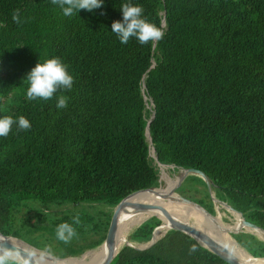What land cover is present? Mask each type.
<instances>
[{"label": "trees", "instance_id": "trees-1", "mask_svg": "<svg viewBox=\"0 0 264 264\" xmlns=\"http://www.w3.org/2000/svg\"><path fill=\"white\" fill-rule=\"evenodd\" d=\"M123 3L142 6L163 38L121 44L111 24L122 21ZM17 10L19 25L12 20ZM0 25V117L23 115L31 124L25 131L14 124L0 137L2 235L25 241L31 231L68 222L78 235L56 257L96 247L111 212L75 207L112 208L128 193L157 185L150 147L160 164L203 172L215 198L264 229V0H103L101 8L72 17L52 0H0ZM51 57L67 66L72 89L29 101L26 75ZM59 95L69 98L67 108H56ZM185 180L193 185L187 191L199 185L202 195L184 198L213 214L204 182L195 175ZM35 201L44 209L72 207L59 217L33 209L37 218L27 224L17 213ZM166 222L161 214L148 217L127 238L146 242ZM88 234L95 237L73 243ZM231 236L264 258L263 241L246 232ZM109 264L230 263L167 230L144 249L121 246Z\"/></svg>", "mask_w": 264, "mask_h": 264}, {"label": "clouds", "instance_id": "clouds-1", "mask_svg": "<svg viewBox=\"0 0 264 264\" xmlns=\"http://www.w3.org/2000/svg\"><path fill=\"white\" fill-rule=\"evenodd\" d=\"M52 2L60 6L65 17H72L81 9L91 12L96 8H101L103 4V0H52ZM120 9L122 21H113L111 31L116 34L121 44H127L133 38L141 45L158 42L163 38L164 32L143 18L144 9L142 6L123 3ZM12 20L18 25L21 24L18 10L13 13ZM2 26L0 25V27ZM25 79L28 84L26 98L29 101L50 100L58 90L61 92L70 91L74 83V77L59 57L48 58L42 63L38 62L27 73ZM68 99L66 95H59L56 108H67ZM14 124L17 125L19 131H25L31 127L30 121L23 115L16 119L12 116H3L0 117V137H7ZM73 223L80 224L78 216L73 218ZM77 235L73 224L68 222L58 224L55 230V238L64 244L71 243ZM193 250L195 249L193 248ZM47 251L51 252L50 249ZM44 258V253H37L34 249L21 248L12 244L9 246L8 239L0 237V264H41Z\"/></svg>", "mask_w": 264, "mask_h": 264}, {"label": "water", "instance_id": "water-1", "mask_svg": "<svg viewBox=\"0 0 264 264\" xmlns=\"http://www.w3.org/2000/svg\"><path fill=\"white\" fill-rule=\"evenodd\" d=\"M162 24H163V20H162ZM145 105H146V107H148V104H145ZM152 116H153V114L151 112V114L149 115V118L147 120V123L145 125V129H144V135H145V139H146L148 145L150 144V138H149V135H148V122L150 121ZM150 148H151V152L152 153L149 154V149H148L147 156L150 155L153 161H155L157 164H160V163H158L156 161V157H155L153 148L152 147H150ZM182 171H183V174L177 179V182L172 186L171 192L175 193L174 190L179 186V184L182 182V180L187 175H195V176L199 177L204 182L205 188H206V190L208 192L209 198L212 201V204L214 202H218V203L222 204V206L226 207L227 209H229V210H231V211H233V212H235L236 214L239 215V222H238L237 228L234 229V230H228V235L231 238H232L231 234L238 233L239 231H241V229H244V232L249 233V234H251L253 236H255V235L249 229H259V230L264 232V229H262L261 227L244 220L243 217L241 216L240 212L232 209L225 202L220 201L217 198H215L212 195L213 193L211 194V192H212V190L210 188L211 182H210V180L206 177V175L203 172H201L199 170H196V169H192V168L182 169ZM157 188L158 187H156V186H150V187H147V188L134 190V191L128 193L127 195H125L124 197H122L112 207L109 224H108L107 230L105 232V237L102 240V242L100 243V244H103V246H104L105 254L101 258V260L98 262V264H109V262L112 260V258L117 253V251L120 249V247H119L118 250H115L114 241H115V237H116V234H117V231H118L117 230V225H118L119 215H120L121 211H123L125 209L126 206H128L132 210V212H134V211L153 210V209L157 210V211L160 212V214L167 221V223L169 225L167 230H178V231H181V232L187 234L190 238H192L200 246L204 247L209 252L219 256L220 258H222L223 260H225L226 262H228L230 264H243L240 261H238L232 255V253L219 240L215 239L214 237L210 236L205 231H203L201 229L200 225L197 224V226H194L193 224L189 223L187 221V217L185 219H181L179 217H176L175 215L171 214V212H170L171 210L163 208L162 206H156L154 204H145V203H130V202L127 201V199L129 197H131L132 195H134V194H136L138 192L153 191V190H155ZM160 197L162 199L166 200L167 202H179V203H183V204H187V205L193 206V207L197 208L200 212H202L205 216L209 217L213 221H214V217H216L213 214H210L209 212H207L200 205L196 204L195 202H193L191 200H188V199L184 198L181 195L175 194V196H170L169 194H165V195H161ZM155 217H157V216H155ZM139 224H137V225H139ZM156 228H154L152 230L149 240L146 241L145 247H135L128 240L124 241V245L128 246V247H131V248H134V249H144V248L150 246L153 242H155L158 239V238L157 239H153V232L155 231ZM164 233L161 236H163ZM0 237H9V236H5V235H2L0 233ZM257 239L264 242V240H262V239H259V238H257ZM18 240H20V239H18ZM232 240L235 242V240L233 238H232ZM20 241L25 243L27 246L33 248L34 250L38 251L37 253H44L45 259H47V260L58 261V260L66 259V258H71V257L59 258V257H56V256L48 253V252H43V251H41V249L32 247L31 245L27 244L26 242H24L22 240H20ZM100 244H98V245H100ZM9 246H11V244H9ZM251 258L254 259V260H259V261L264 260V258H254L252 256H251Z\"/></svg>", "mask_w": 264, "mask_h": 264}, {"label": "bare ground", "instance_id": "bare-ground-1", "mask_svg": "<svg viewBox=\"0 0 264 264\" xmlns=\"http://www.w3.org/2000/svg\"><path fill=\"white\" fill-rule=\"evenodd\" d=\"M183 171L180 172L181 176ZM179 178V177H178ZM164 188H157L153 191H143L138 192L127 199L130 203H145V204H154L156 206H162L163 208L171 210V214L179 217L181 219H185L188 216H193L195 219V223L201 226V229L205 231L210 236L219 240L231 253L232 255L243 264H262L258 260H254L251 256L246 253L244 249H242L238 244H236L232 238L228 235V230H234L232 226L223 224L218 218V216L214 217V221L209 217L205 216L202 212H200L197 208L179 203V202H167L162 199L160 196L169 194L170 196H175V193L171 192L172 186L174 185V181L171 179H163ZM172 203V204H170ZM229 214L234 219L235 223L238 225L239 215L235 212L227 209ZM126 206L123 211H121L119 215L118 225H117V234L114 241L115 250H118L119 247L124 245V241L128 240L127 235L125 234L127 231L136 226L141 221L146 218L160 214L157 210H145V211H134ZM150 212V213H149ZM156 212V213H155ZM149 213V214H148ZM155 213V214H153ZM166 229L159 235L155 236L153 239L159 238L167 229L168 223L166 222ZM257 238L264 240V232L259 229H249ZM9 241V244L16 245L21 248H31L27 246L25 243L21 242L17 238L14 237H6ZM33 249V248H31ZM38 252V251H37ZM105 250L103 244L98 245L97 248L88 250L84 252L82 255L78 257L66 258L58 261H51L44 258L41 264H98L101 258L104 256Z\"/></svg>", "mask_w": 264, "mask_h": 264}, {"label": "rangeland", "instance_id": "rangeland-1", "mask_svg": "<svg viewBox=\"0 0 264 264\" xmlns=\"http://www.w3.org/2000/svg\"><path fill=\"white\" fill-rule=\"evenodd\" d=\"M17 86H18V84H17ZM148 158L151 159L150 164L156 172V176H157V185H155L156 187L164 188V183H163V179H162L163 173L166 174V176H168L164 180L171 179L174 181V184L177 182V179H178V177H180L179 175H180V172L182 171V169L174 170L173 167L170 165L157 164L155 161L152 160L150 155L148 156ZM181 183H182L181 187L185 188V189L184 190L181 189L180 191H182V192L180 194L176 191V189H177L176 188L174 190L175 194L181 195L183 197L191 195L192 197H195V198H198L202 195V192L199 190V189H201V187L199 185L197 187L198 191H194V190L193 191H187L188 187L192 185L191 181L185 180ZM205 191L207 192L206 189H205ZM211 194H212V192H211ZM32 203H33L32 208H21L19 210V212L17 213L18 218L20 220H23L27 224L33 223L36 220L37 216L35 215L34 210H37V209H39L40 211L46 210V211H48L46 213H51V211H52L53 216L59 217L62 214V213H60L62 210L71 209V207H72L71 205H63L60 207H53L52 209L51 208L44 209L43 205L40 202L35 201ZM75 209L76 210L85 209V211H87L89 213L94 212V211H98V210L109 211V212L112 211V208H109L106 206H99V205H93L92 206V205H85V204H81V205L75 207ZM151 211L152 210H150V212ZM213 211H214L213 215L218 216L223 224L232 226L233 228H237L238 225L235 223L234 219L229 214V212L225 209V207L222 206V204H220L218 202H214L213 203ZM155 213H153V214H155ZM47 216H49V215H47ZM187 221L189 223L193 224L194 226H197V223H195V219L193 218V216L192 217L188 216ZM47 222L48 221L44 220L41 223L45 224ZM136 226H133L132 228H130L127 231V233L125 234V237H126V235L128 237V235L130 234L132 229L135 228ZM239 232H244V229H241V231H239ZM23 237L25 240L24 242L37 246V248L41 249V251H43V252H48L47 250L50 249L51 250L50 254L55 255V256L63 253L64 249H66V247L70 245V244H64L63 242L58 241L55 238V231L51 230V229H48L46 231H44V230H42V231H31L28 235H24ZM94 237L95 236L88 234V235L84 236V240L76 239V240H74L73 243L74 244H82L84 242H87V241L93 239ZM128 241L135 247H145V245H146V242H136V241H131L130 239H128ZM97 247H98V245L96 247H93V248L82 250L77 255L65 256V257H78V256L82 255L84 252H86L88 250L95 249Z\"/></svg>", "mask_w": 264, "mask_h": 264}]
</instances>
